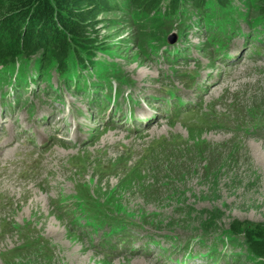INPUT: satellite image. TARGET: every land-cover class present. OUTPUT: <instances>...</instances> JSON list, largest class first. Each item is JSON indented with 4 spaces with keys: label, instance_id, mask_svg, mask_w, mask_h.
Returning a JSON list of instances; mask_svg holds the SVG:
<instances>
[{
    "label": "rangeland",
    "instance_id": "rangeland-1",
    "mask_svg": "<svg viewBox=\"0 0 264 264\" xmlns=\"http://www.w3.org/2000/svg\"><path fill=\"white\" fill-rule=\"evenodd\" d=\"M100 18L101 29H109L98 60L111 70L103 84L85 72L92 81L85 96L54 83L50 96L38 87L40 100L25 92L0 99V264H175L170 256L184 250L169 237L192 242L183 256L217 250L210 262L260 264L226 236L237 222L264 225V44L235 32L225 43L243 58L228 66L214 31L194 20L169 28L166 45L178 37L173 57L164 44L144 53L123 15ZM185 71L198 74L199 88L179 76ZM116 86L119 98L129 93L133 101L121 100L113 116L104 95ZM167 87L197 106L190 123L172 125L160 114L152 97H164ZM29 98L33 114L24 105ZM131 111L157 120L129 132ZM213 217L219 246L199 243L202 223ZM112 227L135 236L136 253L98 247ZM146 244L153 251H144Z\"/></svg>",
    "mask_w": 264,
    "mask_h": 264
},
{
    "label": "trees",
    "instance_id": "trees-1",
    "mask_svg": "<svg viewBox=\"0 0 264 264\" xmlns=\"http://www.w3.org/2000/svg\"><path fill=\"white\" fill-rule=\"evenodd\" d=\"M113 13L125 17L144 53L156 50L158 44L167 46L171 26H186L194 20L214 31L213 39H219L226 58L225 41L235 32L250 33L254 43L264 44V0H0V95L8 93L7 86L14 94L28 93L32 84L51 88L54 79L60 88L89 94L92 83L85 72L99 74L101 83L111 77L109 65L98 59L100 52L107 50L102 32L109 29H101L100 17ZM108 99L104 95V101ZM216 219L204 220L200 237L219 246L223 237L214 229ZM97 225L90 220L94 232H98ZM121 228L112 227L103 233L101 240L106 247L119 239ZM226 238L243 249L245 259L255 257L264 264V225L234 223ZM177 239L169 237L170 241ZM234 257L236 263L241 260Z\"/></svg>",
    "mask_w": 264,
    "mask_h": 264
},
{
    "label": "water",
    "instance_id": "water-1",
    "mask_svg": "<svg viewBox=\"0 0 264 264\" xmlns=\"http://www.w3.org/2000/svg\"><path fill=\"white\" fill-rule=\"evenodd\" d=\"M177 39H178L177 35L174 34V35H171V36L168 38V41H169V43H170L171 45H173V44H175V43L177 42Z\"/></svg>",
    "mask_w": 264,
    "mask_h": 264
},
{
    "label": "bare ground",
    "instance_id": "bare-ground-1",
    "mask_svg": "<svg viewBox=\"0 0 264 264\" xmlns=\"http://www.w3.org/2000/svg\"><path fill=\"white\" fill-rule=\"evenodd\" d=\"M147 264V263H146Z\"/></svg>",
    "mask_w": 264,
    "mask_h": 264
}]
</instances>
